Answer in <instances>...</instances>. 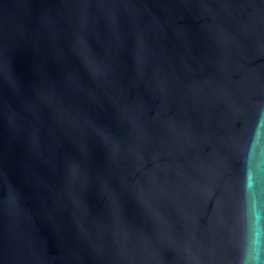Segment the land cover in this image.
<instances>
[{
	"label": "water",
	"instance_id": "95a60500",
	"mask_svg": "<svg viewBox=\"0 0 264 264\" xmlns=\"http://www.w3.org/2000/svg\"><path fill=\"white\" fill-rule=\"evenodd\" d=\"M0 264H264V0H0Z\"/></svg>",
	"mask_w": 264,
	"mask_h": 264
}]
</instances>
